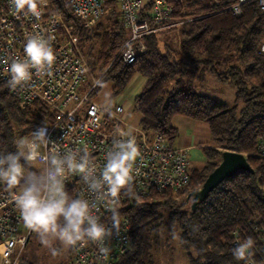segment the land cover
<instances>
[{
    "label": "trees",
    "instance_id": "trees-1",
    "mask_svg": "<svg viewBox=\"0 0 264 264\" xmlns=\"http://www.w3.org/2000/svg\"><path fill=\"white\" fill-rule=\"evenodd\" d=\"M55 11L63 12L83 36L81 45L95 73L106 70L97 90L112 83L117 97L139 74L146 84L135 97L141 114L140 126L150 134L160 132L172 144L178 136L176 115L190 117L208 126L210 140L203 148L206 161L191 170L190 182L177 198L170 192L152 193L145 198L127 197L117 205L132 223V246L114 264H161L158 250L162 238L176 240L187 253L186 264H246L233 256L235 236L251 237V257L264 259V156L258 142L264 138V12L258 0L242 5L240 15L222 10L237 0H187L196 16L180 28L174 27L145 36L147 50L131 64L112 59L128 37L116 0H105L114 10L105 15L89 34L72 13L67 0H50ZM144 10L151 6L145 0ZM175 16H184L179 0ZM204 1V2H203ZM208 72L235 90L233 103L220 101L198 89ZM53 111L36 100L22 108L9 85L0 80V154L16 152V131L52 120ZM243 153L253 172L238 170L226 177L209 195L194 206L189 193L202 187L220 163L222 153ZM28 172H39L22 159ZM23 181L18 185L22 188ZM187 192L186 197L181 193ZM73 247V246H72ZM250 257V258H251Z\"/></svg>",
    "mask_w": 264,
    "mask_h": 264
},
{
    "label": "built area",
    "instance_id": "built-area-1",
    "mask_svg": "<svg viewBox=\"0 0 264 264\" xmlns=\"http://www.w3.org/2000/svg\"><path fill=\"white\" fill-rule=\"evenodd\" d=\"M72 13L91 34L97 23L114 10L105 0H67ZM117 8L128 31V37L118 49L110 63L121 59L125 64L133 63L137 56L147 50L145 36L170 28H180L194 20L193 11L187 8V0H179L184 16H175L176 6L171 0H150L151 6L144 10L145 0H116ZM209 1V0H205ZM249 0H237L222 10H231L240 15L242 5ZM264 12V0H258ZM39 18L17 14L10 0H0V80L10 79L7 71L14 59H24V47L29 35H39L50 41L55 55L52 67L44 75H37L33 69L32 79L11 94L18 98L25 108L33 101L45 103L53 111L52 120L30 129L18 128L16 141L31 137L40 127L46 128L48 142L41 146L42 154L53 151L63 154L66 151L87 152L95 161L98 173L106 163L105 156L112 149L119 128L134 137L139 155L133 163L131 192L121 190L118 198L93 193L80 174H69L65 189L72 199L87 200L94 205L92 212L99 222L111 232L100 242L78 243L72 247L71 258L63 264H114L132 246V223L125 213L118 214L119 228L113 227V209L127 197L145 198L152 193L170 192L177 198L191 178L189 147L173 146L160 132L154 134L144 130L140 123L131 122L126 108L118 100L102 103L92 94L106 70L93 72L81 45L83 36L76 32V24L68 21L63 12L55 11L51 1L40 8ZM264 54V41L260 45ZM259 154L264 156V138L258 142ZM39 164V162H37ZM37 171L40 167L31 166ZM26 171V170H25ZM27 173V171H26ZM21 189L0 183V264H31L24 256L31 231L23 228V220L15 206L13 194ZM243 242L235 236L233 244ZM108 248L107 255L100 249ZM246 264H264V259L252 257Z\"/></svg>",
    "mask_w": 264,
    "mask_h": 264
},
{
    "label": "clouds",
    "instance_id": "clouds-1",
    "mask_svg": "<svg viewBox=\"0 0 264 264\" xmlns=\"http://www.w3.org/2000/svg\"><path fill=\"white\" fill-rule=\"evenodd\" d=\"M17 14L39 18L40 8L47 0H10ZM24 59H14L7 71L8 85L15 90L26 85L33 76L44 75L52 67L55 55L50 41L29 35L24 47ZM121 139H115L112 149L106 153V163L98 173V167L86 151H53L42 154L40 148L48 142L46 128L40 127L31 137L16 141V152L0 154V183L14 189L23 181L18 193L13 194L15 206L26 228L36 232L49 243V238L59 240L64 246L78 243L100 242L111 232L99 222L92 212L94 205L87 200L72 199L65 189L69 174H80L89 189L99 195L118 198L121 190L131 192L133 163L139 155L134 137L117 128ZM24 160L29 166L40 167L39 172L25 171ZM39 162V164L37 163ZM118 213L113 209V227L119 228ZM254 240L249 237L233 249L237 261H248ZM100 251L107 255L108 248Z\"/></svg>",
    "mask_w": 264,
    "mask_h": 264
},
{
    "label": "rangeland",
    "instance_id": "rangeland-1",
    "mask_svg": "<svg viewBox=\"0 0 264 264\" xmlns=\"http://www.w3.org/2000/svg\"><path fill=\"white\" fill-rule=\"evenodd\" d=\"M197 84L202 93L226 103L234 102V87L229 82L218 81L212 72H208L205 82L199 81ZM127 92L128 90L124 93ZM91 97L102 103L117 100V97H112V83L110 82H105L100 89H96ZM194 166L201 165L195 164ZM181 196L186 197L187 192H182ZM72 254V246L66 247L59 240L52 238H49V243L45 244L34 231H31L30 240L24 249V256L32 264H63ZM157 255L161 264H186L188 258L186 251L179 247L176 240H171L169 245L165 238L161 240Z\"/></svg>",
    "mask_w": 264,
    "mask_h": 264
},
{
    "label": "crops",
    "instance_id": "crops-1",
    "mask_svg": "<svg viewBox=\"0 0 264 264\" xmlns=\"http://www.w3.org/2000/svg\"><path fill=\"white\" fill-rule=\"evenodd\" d=\"M145 84L146 79L137 74L132 78L129 85L124 90V92H126V90H128V92H123L117 96V100L124 104L126 108V115L131 122L138 123L141 120V114L136 109L135 97L142 90ZM173 124L178 128V136L174 140L172 145L177 147L190 148L189 152L191 157V170L202 167V165H204L206 161L203 148L208 145L210 138L208 126L204 123L197 122L190 117L182 115H176L173 118ZM195 164H200L201 166L195 167ZM23 228H26L24 224Z\"/></svg>",
    "mask_w": 264,
    "mask_h": 264
},
{
    "label": "water",
    "instance_id": "water-1",
    "mask_svg": "<svg viewBox=\"0 0 264 264\" xmlns=\"http://www.w3.org/2000/svg\"><path fill=\"white\" fill-rule=\"evenodd\" d=\"M238 170L253 172V168L243 153L233 150L223 151L220 163L209 173L202 187L189 193L188 196L193 197L194 206L202 202L226 177L234 175Z\"/></svg>",
    "mask_w": 264,
    "mask_h": 264
}]
</instances>
